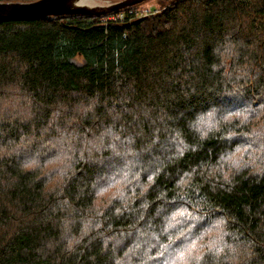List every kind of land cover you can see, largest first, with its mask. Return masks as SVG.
<instances>
[{
  "label": "trees",
  "instance_id": "16d2710c",
  "mask_svg": "<svg viewBox=\"0 0 264 264\" xmlns=\"http://www.w3.org/2000/svg\"><path fill=\"white\" fill-rule=\"evenodd\" d=\"M166 1L0 21V264H264V0Z\"/></svg>",
  "mask_w": 264,
  "mask_h": 264
},
{
  "label": "water",
  "instance_id": "95a60500",
  "mask_svg": "<svg viewBox=\"0 0 264 264\" xmlns=\"http://www.w3.org/2000/svg\"><path fill=\"white\" fill-rule=\"evenodd\" d=\"M143 0H122L109 6L90 8L76 0H36L30 2H0V21L11 19H34L73 14L103 15L132 7Z\"/></svg>",
  "mask_w": 264,
  "mask_h": 264
},
{
  "label": "rangeland",
  "instance_id": "374dc122",
  "mask_svg": "<svg viewBox=\"0 0 264 264\" xmlns=\"http://www.w3.org/2000/svg\"><path fill=\"white\" fill-rule=\"evenodd\" d=\"M122 0H93L92 5L97 6H109L111 4L120 2ZM167 3L166 0H143L136 4V9L133 11L135 17H141L145 15H149L153 12L160 10L163 5ZM119 11H116L117 13ZM127 15V13H125Z\"/></svg>",
  "mask_w": 264,
  "mask_h": 264
},
{
  "label": "built area",
  "instance_id": "2783aa9c",
  "mask_svg": "<svg viewBox=\"0 0 264 264\" xmlns=\"http://www.w3.org/2000/svg\"><path fill=\"white\" fill-rule=\"evenodd\" d=\"M119 12L115 13L116 11L113 12V14L110 15L111 19H120V20H124L126 17L125 12H123L122 10H118ZM112 13V12H111Z\"/></svg>",
  "mask_w": 264,
  "mask_h": 264
},
{
  "label": "bare ground",
  "instance_id": "6f19581e",
  "mask_svg": "<svg viewBox=\"0 0 264 264\" xmlns=\"http://www.w3.org/2000/svg\"><path fill=\"white\" fill-rule=\"evenodd\" d=\"M92 1L93 0H76L77 3H79L81 5H85V6L90 7V8H100V7H102V6L92 5Z\"/></svg>",
  "mask_w": 264,
  "mask_h": 264
},
{
  "label": "snow or ice",
  "instance_id": "6c2138e0",
  "mask_svg": "<svg viewBox=\"0 0 264 264\" xmlns=\"http://www.w3.org/2000/svg\"><path fill=\"white\" fill-rule=\"evenodd\" d=\"M149 179H151V178H149Z\"/></svg>",
  "mask_w": 264,
  "mask_h": 264
}]
</instances>
